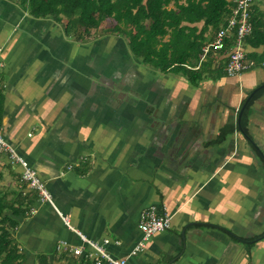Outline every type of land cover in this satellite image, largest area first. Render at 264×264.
Wrapping results in <instances>:
<instances>
[{"label":"crops","instance_id":"obj_1","mask_svg":"<svg viewBox=\"0 0 264 264\" xmlns=\"http://www.w3.org/2000/svg\"><path fill=\"white\" fill-rule=\"evenodd\" d=\"M251 13L264 29V0ZM97 32L78 40L51 16L0 0V131L52 196L40 200L21 167L0 156V197L17 220L23 264L40 255L94 264L56 251L59 239L81 242L74 229L107 237V250L126 264H264V237H254L264 231V158L255 147L264 152V94L249 107V137L237 123L242 100L264 82V42L247 37L254 65L235 75L224 69L231 41L211 50L208 68L222 75L192 84L134 58L120 35ZM228 123L236 129L211 144ZM150 205L168 213L170 226L139 246Z\"/></svg>","mask_w":264,"mask_h":264},{"label":"trees","instance_id":"obj_2","mask_svg":"<svg viewBox=\"0 0 264 264\" xmlns=\"http://www.w3.org/2000/svg\"><path fill=\"white\" fill-rule=\"evenodd\" d=\"M18 1L34 16H51L63 25L68 35L78 40L96 36L102 28L108 29L125 38L131 54L140 62L150 64L164 73L180 72L192 84L198 83L205 75V60L200 59L202 45L213 38L217 29L226 23L230 13V5L226 0ZM199 20H203L200 29L192 25ZM251 20L253 29L250 35L254 34L264 42V29L261 28L263 21H256L253 16ZM210 28L211 34L206 37L204 33ZM207 55L211 64V51ZM199 61L201 63L196 67ZM262 94L264 86L251 96L242 111L240 122L245 132L249 107ZM1 115L0 93V120ZM235 129L234 123L225 124L210 143L222 142ZM8 206L0 197V264H23V254L13 235L17 220L4 213ZM37 262L50 264L43 255L39 256Z\"/></svg>","mask_w":264,"mask_h":264},{"label":"built area","instance_id":"obj_3","mask_svg":"<svg viewBox=\"0 0 264 264\" xmlns=\"http://www.w3.org/2000/svg\"><path fill=\"white\" fill-rule=\"evenodd\" d=\"M254 0H234L230 5V13L224 25L220 26L215 32L213 38L202 45L203 59L211 51L224 49L229 40L231 44L228 50V57L225 64V72L228 75L239 74L254 65V61L246 55V38L251 34L252 13L251 7ZM3 65L0 46V69ZM1 80V77H0ZM0 156L6 157L7 161L13 166L21 167L19 174L27 186L37 192L40 200L52 202V196L46 188L44 181L38 175L35 168L28 162L24 155L3 136L0 131ZM0 162L2 160L0 159ZM170 226V216L166 211H158L155 205L143 209L140 214L139 228L142 231V238L139 246L153 233L164 230ZM72 228V227H71ZM81 242L72 244L65 239H59L56 243V251L59 253H72L77 256H83L93 261L94 264H126L125 257H116L111 254L106 244L109 239L104 237L102 240L86 236L78 229H74Z\"/></svg>","mask_w":264,"mask_h":264},{"label":"water","instance_id":"obj_4","mask_svg":"<svg viewBox=\"0 0 264 264\" xmlns=\"http://www.w3.org/2000/svg\"><path fill=\"white\" fill-rule=\"evenodd\" d=\"M264 86V82L263 83H261V84H259V85H257L256 87H254L248 94H247V96L245 97V99H244V101H243V103H242V105L240 106V108H239V111H238V121H237V123H238V128H239V130H240V132H242V134L246 137V136H248V134L243 130V128H242V126H241V122H240V118H241V114H242V111H243V109L245 108V106H246V104H247V102L249 101V99L251 98V96L258 90V89H260L261 87H263ZM249 137V136H248ZM255 145V144H254ZM255 147H256V150L259 152V154L264 158V152L257 146V145H255ZM264 236V234L262 235V236H259V237H257V238H260V237H263Z\"/></svg>","mask_w":264,"mask_h":264},{"label":"rangeland","instance_id":"obj_5","mask_svg":"<svg viewBox=\"0 0 264 264\" xmlns=\"http://www.w3.org/2000/svg\"><path fill=\"white\" fill-rule=\"evenodd\" d=\"M106 25V24H105ZM128 47V46H127ZM128 50L130 51V49H129V47H128ZM205 59V61L203 62V68H204V73H205V77H207V78H217V77H220L221 75H222V70H221V67L220 66H217V67H214L213 66V68L210 70L209 68H208V65L210 64L209 63V56L207 55V56H205L203 59H201V60H204ZM201 62V61H200ZM209 63V64H208ZM254 101H256V99L254 100ZM250 107H251V105H250Z\"/></svg>","mask_w":264,"mask_h":264},{"label":"flooded vegetation","instance_id":"obj_6","mask_svg":"<svg viewBox=\"0 0 264 264\" xmlns=\"http://www.w3.org/2000/svg\"><path fill=\"white\" fill-rule=\"evenodd\" d=\"M259 153V152H258ZM264 234V231H262L260 234H258V236L256 237H259V236H262ZM257 235V234H256ZM264 237V236H263Z\"/></svg>","mask_w":264,"mask_h":264}]
</instances>
